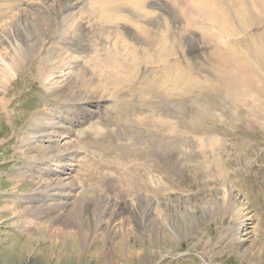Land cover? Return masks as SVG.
<instances>
[{"label": "rangeland", "instance_id": "1", "mask_svg": "<svg viewBox=\"0 0 264 264\" xmlns=\"http://www.w3.org/2000/svg\"><path fill=\"white\" fill-rule=\"evenodd\" d=\"M13 1L15 3V0ZM92 1L93 0H16V5L14 4L9 10L4 9V13H0V52L3 46L2 44H6L4 43L5 38L18 27L20 22H18L19 18L21 19V16L25 13H33L34 16L37 14V11H34L32 6L41 8L46 7L47 10L45 11L48 17H51L49 18L51 21L48 19L50 24V26H48L49 28L43 30V34H41L37 41V47L40 49H35L27 55L26 60L23 62L26 63L18 68L20 69L18 71V78L12 82H4L6 91L2 94L4 96L0 94V101L2 102L0 105V264H249L241 255L235 253L236 248L233 243V234L235 232V223L233 220L234 208L233 206H229H231L230 204H232L234 199L235 201L238 199V196L243 199L245 211L253 215L251 231L254 236V245L256 247H253L254 252H251L252 256H257L259 254L258 250L264 252V112L261 109V106H264V104L259 102V100H255L256 95L254 93L251 92L246 95L243 109H235L234 105L230 104V101L227 102L223 100V103L220 102L222 99L217 95L215 102H219V106L215 103H213L212 106V112L215 114V121L209 123L207 128L201 130L200 133H194L193 137L192 127H190L192 126L191 121H193V118L198 114L196 112L197 107L195 108L196 99L194 96L188 99V111L183 114L181 122L177 123L175 118V120L172 121V118L165 119L159 116V119L160 117L162 119L160 123H162L164 119L165 124L167 123L166 121H172L169 127L172 126L173 129L182 128V135L185 133L181 142L175 141L177 142L175 143L176 145L173 141H167L168 143L166 142L165 144L152 139L147 144L145 141L148 137L141 139L138 136V132L135 134H127L121 126L111 123L114 118L116 119L115 111H108L106 116L102 118L103 114L99 109H97L96 112L92 111L91 115H88L89 117L92 116L91 118L93 119L102 118L103 124L107 123L105 126L108 132L104 130L105 134H100L97 138V142L96 139L95 142L90 139L86 133H83L81 136L78 134L77 130L84 126L87 121L72 126L70 121L76 120V116L70 114L67 118L71 131V135L69 136L70 139L77 138L76 140H78H75V144L72 143L74 150L70 151V154H45L41 152V150L38 151V149L35 148H27L26 145L22 144V141L28 138V135H30L29 133L34 130L32 124L34 119L38 116L51 114L52 112H60L63 115V110L61 109L69 108V106H73L72 104L82 103L83 105V103L86 104L90 102V98H83V96L86 95L84 92H89V94L92 92L91 95L94 98L92 100H95V98L103 92L101 91L99 93L98 91L100 90L93 92L92 90H94V88L91 90L90 87L89 89L86 88V86L83 92H79V87H77L79 81L77 82L78 84L76 83L75 88H73L75 92L78 91L77 93L72 92L71 87H67L66 84L64 88L59 87L56 91L55 88H51V86L48 85L47 81L42 80L41 77L44 78L50 52H52L54 46L61 44L64 49L59 51L58 55L60 59L63 55V51H66L64 53L69 52L67 53L68 56L72 55L74 59L76 58V63L70 65L71 68L67 71L68 81L73 83L75 76H79L81 70H89L83 72L87 79L95 74V72H93L94 74H88L94 69L91 68L92 64L89 61H91V57L95 54V47L102 50L107 48L118 38V35L122 39L127 40V43L128 41L132 44L136 43L135 47L139 45V49L143 45L141 44L143 35L136 38V33L139 32V29L130 26V23L127 21H120L115 25V28H109L108 30H105L106 28L104 30H92L85 19L77 16L81 15L83 12L89 11L87 9H90L93 4H100L103 2L97 1L92 4ZM105 1L109 2V4L114 3L113 0ZM123 1L127 0H115L114 6L118 7L115 8V11H119L120 14H128L129 10H137L132 2H126L125 5ZM144 1H146L145 4L143 3L140 8H145L147 11L150 10V12L153 11L151 13V15L154 14L151 17L153 20L155 19V21H157L156 18L160 19L157 21L159 25L157 27L155 26V29L150 26V29L159 35L162 34V30H164L163 33H165L168 32L167 30L171 29L172 36L170 37V41H172L171 38H173L171 42L173 44L172 48L177 50V56L181 58L179 60V65L185 67L184 69L192 68V71H194L197 70V68H205L206 65L211 63L213 65V63L215 64L216 62L214 54L218 48V50H221L225 48L224 45L228 46L234 43V48L236 46L242 49L241 46L244 43L242 41L246 37H253L254 40H257L259 37L255 36L257 33L262 34L263 32L264 34V9L253 11L255 12L253 18L257 15L260 16H257L254 20L251 18L252 22L256 21L257 26L252 22V26H244L243 23L239 24L237 20L242 21V16H237L236 12L233 13V15H236L238 17H236L237 19L232 18L229 14H225L224 20L228 21V23H225L226 28L228 29L230 26L229 28H233V32L228 33V37L225 36L226 38L223 41L227 44L218 45V43H216L217 38L213 33H216V28L218 29L220 24L224 21L221 20L223 17V8H204L203 12L206 17L204 15H198L197 12L195 15L191 16L187 12L181 14V5H174L177 10H175L176 12L167 9L166 4L172 0H161V2L164 3L161 9L156 4L152 2L151 4L150 0ZM10 2L11 0H0V5L2 6V3L9 4ZM70 4L74 5L70 6ZM250 6L252 7L253 4L251 3ZM59 7L61 9L65 8L64 11L59 12ZM55 11H57V13ZM54 12L57 15H54ZM67 12H75L77 14L76 17L80 19H77L78 24L75 19L74 23L76 24H74L69 36L61 32L63 29L62 25L64 24L63 21H61V17ZM172 14L175 15L171 16ZM175 16L178 18L176 17L175 19ZM187 16L188 18L193 17V21L191 19L189 20L191 23H188ZM213 16L216 19V21H214L217 22L216 24H214V22L212 23V21H208ZM84 20L85 23L83 22ZM181 22H183V25ZM124 23L126 24L123 26ZM187 23L189 25L188 27ZM246 27L249 29V32L245 29ZM207 32L213 35H207ZM121 38L119 42L122 40ZM35 39L37 38H33L32 41ZM90 42H92L91 46L89 45ZM240 42H242V44ZM175 45L176 47H174ZM123 52L120 53L125 54V49ZM218 52L220 53V51ZM137 53L140 52L137 50ZM141 54H137V56L133 58L134 61H138V65H136L137 63L133 64V61L130 64L127 63V65L129 64L128 68L131 69L130 71L135 69L136 74L137 72L139 74L136 75L134 70V73L133 71L130 72L133 77L129 75L126 77L125 74V78H132V83L133 79L136 81H134L133 84H131V82L127 83V85L130 84L128 86L126 83H124L125 85L121 83L120 86L122 87L119 89L122 90L120 91L117 89L118 91L116 90L115 92V94L118 93L116 96H120L118 100L122 97L128 102L127 104L131 105H137L139 103L138 100L141 96L139 95L140 90L145 88L141 87L140 83L142 78H145V75L148 77L150 76L149 81H156L161 79V74H163L162 71L164 72V70L169 74L176 72V69L171 66L167 69L161 68L160 70L159 68L157 72L154 71V68L158 65L156 63L157 60L150 62L146 60V63L144 56L142 55V58ZM63 57H65V54ZM210 57L214 58L211 59ZM86 58L90 59L88 60L89 63L85 62V65V63L83 64L82 62L86 61ZM152 62L155 63L153 64ZM88 64H90L91 67ZM83 65L89 68H85ZM70 69H72V74L69 72ZM113 71H115V69ZM73 72H76L78 75H75V73L73 75ZM154 72H156L158 76L154 75ZM197 72H201V75L199 74L201 78L207 74L204 73L205 71L197 70ZM115 73H118L122 78L124 77V73H121L122 75L119 74V72ZM202 73L204 74L202 75ZM140 74H143L144 77ZM96 75L97 74L94 75L96 79L94 76V80L93 77L90 78V85L97 83L99 78L98 75ZM70 76L74 77L71 78ZM135 76H140L141 78L137 77V80ZM134 85H136V89H138L136 90L134 89L135 87H130L132 89L129 91L130 88L128 89V87ZM140 87L141 89H139ZM107 88L105 90H107L106 92L109 94L103 92L102 95L104 99H106V96L109 98L105 101L110 102L112 106L113 104L114 106L121 105L117 104L119 103L118 100L116 101L117 98H114L115 100L112 99L115 97L113 92L115 87L113 88L111 86L110 90L109 87ZM63 89H67L65 90L66 92ZM239 89L240 88L236 85L234 86V92L231 91L234 96H236ZM137 91L139 93H137ZM145 93L148 96L150 95V91H145ZM218 94L223 96L224 92L219 91ZM138 95L139 97H137ZM239 97L242 98L240 91ZM110 99L116 101V103ZM151 101L157 104L158 102L156 101L161 100L160 98L153 97ZM224 104L226 105L225 107ZM216 105L219 108L216 107ZM255 106H260L261 110L254 111L253 108ZM123 107L125 106L123 105ZM215 109H217V111ZM156 119H158V117H156ZM219 119H222V121ZM146 122L149 121L146 120ZM62 123L65 125V119ZM188 128L192 135L188 132ZM166 132V134L170 133L168 131ZM202 132L205 133L202 134ZM153 138L156 137L153 136ZM197 138L199 139L198 141ZM188 139H190V142ZM202 139L206 141V146ZM212 139L214 142L211 146H208L212 142ZM132 140L133 142H131ZM184 141L189 144L186 146ZM195 141H197L196 144ZM200 141H202V143ZM216 141L218 143H216ZM129 142L135 147L134 149L132 146V148L128 146L130 144ZM153 142H158V144L160 142L163 147H157ZM170 143H173V145ZM177 144H182V146L180 145L179 147ZM194 145L195 148H193ZM199 145L205 148L202 149ZM95 147H97V149ZM201 149L204 151H200ZM184 152H187V154L185 155ZM188 153L192 155L188 156ZM154 154L160 159L158 161L159 166L156 167L155 170V172L158 173H154V175L157 176V178L155 176V183L157 185L163 183L160 185V192L156 190L157 195L155 196L160 197V193L162 192L164 196L173 194L172 197L175 196L178 203L173 205L160 203L158 206H155V208L152 206V208H150L151 210L148 209L144 213L128 212L127 210H129V207H134L136 209V207L141 206L139 203H143L142 201L146 199V196L148 198V196L150 197L156 193L155 191L154 194L151 192L150 186L148 185L149 180L147 181L146 179L148 176H144L146 174L144 171L145 168L140 167V165L143 166L144 163H149L151 160H154ZM178 154H182L181 157L183 159L179 157L180 155ZM190 157L192 158L190 159ZM203 160L207 161L203 162ZM71 162H73V165L70 164ZM38 165H41V168L43 167L44 169L48 168V170L43 173ZM53 167H62L63 171L60 173H65L68 170L72 172L74 176L73 185L75 186H71L74 188V191L69 200L80 197L79 199L84 202V205L79 206L82 211L88 207L87 204L89 201L93 202L96 200L94 198H97L98 201H106L108 198L107 200L110 199L109 201L113 203L118 202V204H121V206L125 208V211H127L126 216L123 219L117 220V223H112L106 218L95 220V216L88 218L85 217V215L84 217L81 215L78 219L74 214H71L69 217H64L61 221L54 223L55 212L40 215V213L45 212L46 203H50L52 200H47L46 198L41 199V194L38 193L37 189L39 185H42V180L45 181L48 178L54 177L51 175ZM132 167L139 168V171L133 174L128 173L131 171L133 172V169H130ZM159 172L164 174L165 179L163 178V174ZM142 175L146 180L142 178ZM139 176H141V179ZM115 178L118 179L115 180ZM146 185L148 187H146L147 189L145 188ZM226 192L230 193L228 194L229 197L225 194ZM223 194H225L224 196L226 197H224ZM223 198H226L225 202L222 201ZM208 202L210 204H208ZM221 202L224 203L223 206ZM212 208H214V210ZM232 208L233 210H230ZM206 209L207 212L205 211L204 213L203 211ZM216 210L218 211L216 212ZM184 220L190 223H192V221L197 223L189 232L188 236L181 238V240L175 237L171 231L175 230ZM170 236L173 238L169 239ZM166 250L167 252L169 251L168 253L170 255L161 259L159 257V251L165 252ZM239 251H243V249ZM248 256H250V254Z\"/></svg>", "mask_w": 264, "mask_h": 264}, {"label": "bare ground", "instance_id": "2", "mask_svg": "<svg viewBox=\"0 0 264 264\" xmlns=\"http://www.w3.org/2000/svg\"><path fill=\"white\" fill-rule=\"evenodd\" d=\"M97 1L98 2L103 1V2H101L100 4H97L96 3ZM113 2L115 3V0H113ZM126 2L127 3L132 2L133 6H135V8L137 10H134V11L129 10L128 14H125V13L120 14L119 11H115L116 10L115 8L117 6L115 7L114 3H111V1H110L111 4H109V2H107L105 0H93L92 4L93 3H96V4H93L94 6L92 5L90 9L89 8L87 9L89 11H86L85 13L83 12V13H81V15H77L75 12H67L65 15L62 16L63 18L61 17V21H63V23H64L63 25L61 24L63 26V29L61 32L65 35L69 36V33L71 32L72 28L74 27V24H76L78 22L77 19H79V17H81L82 19H85L88 22L90 28H92V30L93 29L94 30H97V29L98 30H104L105 28H106L105 30H108L109 28H115V25L120 21H127L130 23L129 24L130 26H133L134 28L137 27L139 29L138 31L140 33L139 32L136 33L137 34L136 38L141 37V35H143L142 42H141V44H143L142 45L143 47L140 45L141 47L139 49L138 44H137L138 47H135L136 43L132 44V43H129V41L127 43L126 42L127 40L122 39L121 37H119V35H118V38L115 39V41L112 40L113 43H111V45L108 44L109 46L107 48L104 47L105 49L102 50V49L95 47L96 48L94 50L95 54L94 55L92 54L93 56L91 57V59L86 58L87 60L85 59L86 61L82 62L83 64L85 62L87 63L88 60L90 59L91 61H89V62H91L92 67L90 66V64H88V65L92 69L93 68L94 69H93V71L91 70L92 72H89L88 74L95 72V74L98 75L99 79L97 78L98 79L97 83L93 82L95 84L90 85L91 84L90 78H92L95 74L93 73L94 75L89 77L88 78L89 80L87 79V77H85V74H83V72L89 71V70H81L79 76H75L73 83H71V81H68L69 78H67V74H68L67 71L69 70V68H71L70 65H73L74 63H76V58L74 59L72 57V55L68 56L67 53H69V52L64 53L66 51H63L64 49L62 48L61 44H57L56 46L53 45L54 47L52 48V52H50V57L48 60L47 69L45 71L46 75L44 74V78L41 77V79L44 81H47L48 85L51 86V88H55L56 91H57V88H59V87L64 88L65 84L67 85V87L70 86L71 91L74 93H77L78 91L83 92V90L85 89V86H86V88L90 87L91 90L94 88V90H92L93 92L96 90H100V91H98L99 93L101 91L106 92L107 90H105V89L107 87H109V90H110V88L112 86L113 88L115 87L114 88L115 90L113 89V92L115 94L116 90L122 87V86H120L121 83H123V84L126 83V85H127V83H130L132 81V78L126 79L125 74H126V77H127V75L133 77L130 74V72L133 71V73H134L135 69L130 71L131 69L128 68L129 67L128 65L132 61H133V64H136L138 61L137 62L134 61L133 58L135 56H137V54H141V53H142L141 56L142 55L144 56L146 63H147L146 60H149V62L153 61V60H157L156 63L158 65H157V67L154 66L155 67L154 71L157 72L159 70V68L161 70V68L167 69V68H169V66H171L172 68L176 69V72L172 73V74H169L165 70H164V72L162 71L163 74H161L159 72L161 74V79L156 80L155 78H152V79H155L156 81H154V80L149 81L150 76L148 77L145 75V78L144 79L142 78V81L140 83L141 87H145V88L140 90V93L137 91V93H139V95H141L139 100L136 98L139 101V103L137 105L127 104L128 102L126 100H124L122 97L118 100V98L120 96H116L118 94L117 93V94H115V97L112 96L113 98L112 97L111 98L112 99L117 98L116 101L117 100L119 101V103H117V104H121V105H119V106L115 105L114 106V104L112 103L114 106L113 107L112 105H110V102L105 101L109 98H107V96H106V99H104L102 96L103 92H101V94H99L98 96L96 94L97 97L95 98V100H92V99H94L91 95L92 92H91V94H89V92H84L86 95L83 96V98H90L89 103H86V104L83 103V105H82V103L81 104H72L73 106H69V108L61 109V110H63V115L60 112H56V113L52 112L51 114H44V115H41V116H38L37 118H35L34 122L32 124V127L34 130L31 133H29L30 135H28L29 136L28 138H26L22 141V144L26 145L27 148H35V149H38V151L41 150V152H44L45 154H61V155L70 154V151L74 150L72 143L75 144V140L77 139V138L76 139H74V138L70 139V136H69V135H71V131L69 129V122L67 121L68 120L67 118L70 114L76 116L75 117L76 120L70 121L72 126L79 125V124L85 123L87 121L84 126L80 127L79 130H77V132L80 136L83 135V133H86L90 139L94 140V142H95V139L97 142V138L99 137L100 134L101 135L105 134L104 133L106 131L105 125H107V123L103 124L102 118H104L106 116L108 111H111V112L115 111L116 119L114 118V120H112V121L110 120L111 123L116 124L118 126H121L127 134H135L136 132H138V136L141 139L148 137V138H146L147 142L145 141V143H147V144L149 143V141L151 139L155 140V141L156 140L160 141V142L165 143V144L167 141L168 142L173 141L175 144V143H177L175 141L181 142L183 140L182 138L184 137L183 135L185 133L182 135V132H183L182 128L173 129V127L172 126L169 127V125H171V122L174 121L175 119H176L177 123L181 122L183 114L186 111H188L187 110L188 105H189L188 99L192 96H194L196 99L195 108L197 107L196 112L198 113L197 116H195L193 118L194 120L191 121L192 126H190V127H192L191 130L193 132L192 133L193 135L190 133L191 131L188 128L189 129L188 132L190 133V135H192V137L194 136V133L195 134L200 133L201 130H204L205 128H207V125L209 123H212L213 121H215L214 120L215 114H213V112H212V110H213L212 106H213V103H215L219 106V104H218L219 102H217V103L215 102L217 95H219L220 98L222 99V101H220V102L223 103V100H225L227 102L230 101L231 102L230 104H233L235 109L236 108L237 109H239V108L243 109V106H245V101H246L245 97L248 93H251V92L256 95L255 100H259V102L264 104V34H263V32H262L263 35L258 34V33H257V35H255V36H259L257 40H254L253 37L252 38L246 37L244 40L242 39L243 41L242 40L241 41L244 42L243 45L241 46L242 49H240L236 46L234 48L233 47L234 43H233V45L226 46V45H224V43H226V42L223 41L226 37H228L227 36L228 33L233 32V28H229L230 26L228 27V29L226 28L225 23H228V21L224 20L225 14H229L234 19H237L238 18L237 16H239V17L242 16V21L237 20V22L239 24L243 23L244 26H252L251 25L252 19L254 20L257 16H259V15H257L256 17L253 18L254 13H255L253 11L264 9V0H172L171 2H168L166 4L167 9H169L173 12L177 11L176 7L174 5H181L180 6L181 7L180 8L181 14L183 12H187L191 16L195 15L196 12L198 15H204V12H203L204 8L205 9H207V8L214 9L216 7L217 8H223V10H222L223 11V17L221 20H224V21L220 24L218 29L216 28V30H217L216 33H213V34L217 38L216 43H218V45H220V44L224 45L225 48L221 49V50H218L219 48L217 49L216 53L214 54L215 58H216L215 64L213 63V65H212V63H211L209 65H206L205 68H199V69L197 68V70L205 71L204 73H207L206 76H202L203 79L201 77H199V74L201 72H197V70H194L196 72L195 73L194 71H192V68H189V69L187 68L188 69L187 70V69H184L185 67H182L179 65V60L181 58L177 56L178 55L177 50H174L172 48L173 44L171 42L173 41V38H171L172 41H170V37L172 36L171 35L172 33L170 31L171 29L167 30L168 32H165V33H163L164 30H162L163 32H161L162 34H160V35L154 33V31H152V29H150V26L154 27V29H155V26L157 27L159 25V23L157 21L160 19L156 18L157 21H155V19L153 20L151 18L154 15V14L151 15V13L153 11L150 12V10L147 11L145 8L144 9L140 8L141 5L143 3L145 4L146 1H144V0L123 1L124 4ZM151 2L156 4L160 9L164 5V3L161 2V0H150V3ZM169 3H171V4H169ZM251 3L253 4L252 7L250 6ZM14 4L16 5V0H15V3L13 0H11V2L9 4L2 3V6L0 5V13H4L3 12L4 9L9 10L11 7L14 6ZM74 4H70V6H73ZM32 9H34V11L36 10L37 14L34 16L32 13L33 11L31 12L32 14H28V13L23 14L21 16V19L19 18V20H18V22L20 21L18 27L16 29H14V32L10 33V35L9 36L7 35L8 37L5 38L4 43H6V44H2L3 46L1 45L2 46V50L0 52V94H1V96H4L2 94H4L6 91V89L4 88V82H6V81L12 82L13 80L15 81L16 78H18V73H19L18 71L20 70L18 68L21 67V65L23 66L26 63V62L25 63H23V62L26 60V57L30 52L39 48V47H37L38 46L37 41L39 40L41 34H43V30L45 28L46 29L49 28L48 26H50L48 19L51 17H48V15L45 11V10H47L46 7L41 8L38 6H32ZM64 9L65 8L61 9L59 7L58 11L59 12L64 11ZM55 12L57 13V11H55ZM55 12H54V15H57V14H55ZM235 12H236L237 16L233 15V13H235ZM175 14H172L171 16H174ZM76 15L79 17H76ZM51 16H52V14H51ZM188 16H187V21H188V23H191L189 20L191 19L193 21V17L188 18ZM204 16L206 17V15H204ZM176 17L177 16H175V19H176ZM261 18H263V17H261ZM75 19L77 20L76 23H74ZM49 20L51 21V19H49ZM85 20L83 21L84 23H85ZM208 21H212V23H213L214 21H216V19L213 16ZM254 22H252V23L256 24V21H254ZM261 22H263V21H261ZM182 23L183 22H181V24ZM188 23H187V27L189 26ZM216 23L217 22H214V24H216ZM257 23H259V22H257ZM125 24L126 23H124L123 26ZM260 24H263V23H260ZM2 25H4V24H2ZM256 26H257V24H256ZM245 29H247L249 32V29L247 27ZM58 32H60V31H58ZM236 32H238V31H236ZM209 34H211V36L213 35L212 33L207 32V35H209ZM236 35H237V33H236ZM247 36H248V34H247ZM229 37H231V36H229ZM33 38H37V39L32 41ZM120 38L122 40L119 42ZM211 39H213V38H211ZM227 39H229V38H227ZM251 39H252V41H251ZM92 41H93V39H92ZM58 42H60V41H58ZM71 42H73V41H71ZM242 42H240V43L242 44ZM91 43L92 42H90V44H89L90 46H91ZM84 44H86V43H84ZM174 47H176V45ZM61 49H63L62 50L63 53H62V51H61V53L63 55L65 54V57H63V55H62V57L60 59V56L58 54H59V51ZM67 49H69V48H67ZM67 49H65V50H67ZM124 49L126 51L125 54H123ZM137 50L140 53H137ZM218 51H220V53ZM120 52H123V53L121 54ZM143 56H142V58H143ZM45 57H47V56H45ZM168 57L169 58L171 57V58L169 59ZM41 58H43V57H41ZM213 58H211V59H213ZM37 60H38V58H37ZM214 61H215V59H214ZM139 62H140V60H139ZM86 63H85V65H86ZM127 63H129V64L127 65ZM42 64H40V65H42ZM136 65H138V63ZM184 65H185V63H184ZM74 67H76V66H74ZM83 67L89 68V67H86L84 65H83ZM149 68H150V66H149ZM114 69H115V71H113ZM71 71H72V69H70L69 72H71ZM115 72H119V74L124 73L123 74L124 77L122 78L120 75H118V73H115ZM156 72H154L155 73L154 75H156ZM74 73H75V75H78V74H76V72H73V75H74ZM78 73H79V71H78ZM192 73L195 76L197 74L198 75L195 77ZM204 73H202V75ZM70 74H72V72ZM135 74H136V70H135ZM137 74H139V73L137 72ZM141 76L144 77L143 74ZM156 76H158V74ZM72 77H74V76H72ZM94 77H93V80H94ZM135 77L137 78L140 76H135ZM95 79H96V77H95ZM137 80H138V78H137ZM78 81H79V84L77 83ZM134 81H136V80L133 79V83H134ZM76 83L78 84L77 87H79V88H78V91L75 92L73 90V88H75ZM133 83L131 82V84H133ZM215 84H217V85H215ZM128 85H130V84H128ZM235 85L241 89V90L239 89V91L241 92L242 98L239 97V91L237 92L236 96L233 95V92H234L233 88ZM123 87H126V86H123ZM130 87H132V88L135 87L134 89H136V85L129 86L128 89ZM141 87L139 89H141ZM51 88H50V90H51ZM132 88H130L129 91ZM128 89H127V91H128ZM63 90L65 91L67 89H63ZM145 91H150V95L148 96L145 93ZM219 91L224 92L223 96L218 94ZM231 91H233V92H231ZM106 94H109V93L106 92ZM110 94H112V93H110ZM139 95L137 97H139ZM124 96H127V95H124ZM153 97L154 98H160V100L162 102L156 101L158 103L157 104L154 103L153 101H151V99ZM80 100H82V99H80ZM114 100H111V101H114ZM127 100H128V98H127ZM116 101H114V102L116 103ZM129 101H131V100H129ZM227 102H226V104H227ZM1 104H2V102L0 101V105ZM123 105L125 107H123ZM217 105H216V107H218ZM167 106H168V108H167ZM222 106H223V104H222ZM225 106L226 105L224 104V107ZM97 109H99V111L103 114L102 118L93 119V118H91L92 116L91 117L88 116V115H91L92 111L96 112ZM261 109L264 112V106H261ZM261 109H260V106H255L253 108L254 111H259ZM215 110L217 111V109H215ZM159 116H161L162 118H165V119L172 118L173 120L171 122L166 121L169 124H167V123L165 124V122H164L165 119L163 120L164 123L163 122L160 123V120H162V119H161V117L159 119ZM217 116H218V114H217ZM156 117H158V119H156ZM64 119H65V125L62 123ZM216 119H218V118H216ZM146 120H148L149 122H146ZM113 121H114V123H113ZM220 121H222V119ZM189 124H190V122H189ZM215 124H216V122H215ZM211 125H213V124H211ZM161 127H163V128H161ZM110 129H111V127H110ZM139 130L142 132H140ZM166 131H168L170 133L166 134L167 133ZM106 132H108V131H106ZM204 133L202 132V134H204ZM153 136L156 138H153ZM66 137H68V138H66ZM198 138H197V141L199 140ZM188 140L190 142V139H188ZM193 140H194V138H193ZM202 140H204V139H202ZM76 141H78V140H76ZM185 141H186V139H185ZM197 141H195V144ZM27 142H28V144H27ZM131 142H133V140ZM160 142H159V144H158V142L157 143L153 142V144H156L157 147H163L162 143H160ZM184 142H182V143H184ZM200 142L202 143V141H200ZM200 142H198V143H200ZM205 142L206 141L204 140V145L206 146ZM213 142H214V140L212 139V142L208 146H211V144ZM216 143H218V142L216 141ZM121 144H122V142H121ZM170 144L173 145V143H170ZM187 144H189V143H186L185 145L187 146ZM180 145L182 146V144H180ZM180 145H178V146L180 147ZM122 146H124V145H122ZM128 146L131 147L132 146L131 143ZM130 147H127V148H130ZM196 147H197V145H196ZM199 147H200V145H199ZM95 148L97 149V147H95ZM134 148L135 147H133V149ZM193 148H195V145ZM200 148H202V147H200ZM203 148H205V147H203ZM123 149H124V147H123ZM175 149H174V151H175ZM202 149L200 151H204ZM208 149H209V147H208ZM180 151H183V150H180ZM188 151H189V148H188ZM209 152H211V151H209ZM182 154H183V152H182ZM186 154H187V152L185 153V155ZM178 155H180V154H178ZM181 155L179 157H181ZM189 155H192V154L188 153V156ZM154 157H155L154 160H151L149 163H144V165L143 166L140 165V167L145 168L144 171L146 172V174L144 176H146V175L148 176V178L146 177V179H147V181L149 180L148 185L150 186V190H151V192H153V194H154V191L156 193L150 197L148 196V198L146 196V199L144 201H142L143 203H139V205H141V206L136 207V209L134 207H133L134 209L131 207H129V208L127 207L129 209V210H127L128 212L144 213L148 209L152 208V206H154V208H155V206H158L160 203H166V204H171V205L178 203V201H176V197L175 196L172 197L173 194H168V195L164 196V195H162L163 194V192H162V193H160V197L155 196V195H157L156 190H158V192H160L159 191V189H161L160 185H162L163 183L162 184L159 183L160 185H157L155 183V179L157 178V176L154 175V173H156L155 170H156V167L159 166L158 161L160 159H158L156 154H154ZM185 157H187V156H185ZM191 158L192 157H190V159ZM211 158H212V155H211ZM203 159H204V157H203ZM177 161H179V160H177ZM206 161L203 160V162H206ZM208 161H209V159H208ZM70 164L73 165V162H71ZM194 165H195V163H194ZM59 166H61V165H59ZM209 166H210V164H209ZM38 167L42 170L43 173L48 170V168H46V169H44L43 167L41 168V165H38ZM178 167H179V165H178ZM130 169H133V172L132 171L128 172L131 174L139 171V168H136V167H132ZM195 170H197V169H195ZM62 171H63L62 167H60V168H54L53 167V169L51 171V175L54 177L48 178L45 181L42 180V185L38 186L39 188L37 189V191L39 194H41V199L46 198L47 200H52L50 203H46L45 212L40 213V215H46L50 212H52V213L55 212L56 215H54V223L61 221L64 217L65 218L69 217L71 214H74L76 216V218H78V219H79V216H81V215L83 217L85 215V217H88V218L95 216L96 217L95 220L101 219V218H106L107 220H109V222H112V223H114V222L117 223L116 222L117 220L123 219L126 216L127 211H125V208L122 207L121 204H118V202L113 203V202L109 201L110 199L107 200L108 198L106 199V201H103V200L98 201L97 198H94L97 201L96 200H94L93 202L89 201V203L87 204L88 207L82 211L81 207H79V206L84 205V202L81 199H79L80 197L77 199H74V200H69L70 196L72 195V193L74 191V188L71 187L74 184V180H73L74 176L72 175V172L70 170L66 171L65 173H60ZM141 171H142V169H141ZM175 173H177V172H175ZM209 173H207V174H209ZM155 176H156V178H155ZM159 176H158V178H159ZM163 176H164V174H163ZM139 177L141 179V176H139ZM111 178H112V176H111ZM142 178H143V175H142ZM163 178L165 179V176ZM116 179H118V178H115V180ZM143 179H145V177ZM135 180H138V179H135ZM160 182H161V180H160ZM73 186H75V185H73ZM146 187H147V185L145 186V188ZM226 188H225V190H226ZM164 192H165V190H164ZM220 193H221V191H220ZM220 193H219V195H221ZM225 194L228 195L230 193L226 192ZM225 194H223V196ZM231 194H233V193H231ZM214 195H216V194H214ZM162 196H164V197H162ZM212 196H213V194H212ZM106 197H108V196H106ZM221 197H222V195H221ZM224 197H226V196H224ZM228 197H229V195H228ZM101 199H103V198H101ZM225 199L226 198H223L222 201L225 202ZM85 203H86V201H85ZM218 203H219V201H218ZM221 203H223V202H221ZM203 204H205V203H203ZM208 204H210V203L208 202ZM221 205L223 206L224 203ZM230 205L231 206H229V207L233 206V208H234L233 220L235 223V232L233 234V243L235 244V248H236L235 253L237 255H241L242 258H244L246 260V262L249 264H264V252L263 251L258 250L259 254L257 256H252V253H251V252H254L253 247H256L254 245V238H253L254 236H253L252 231H251L253 215L245 211V203L240 196H238V199H236V201L234 199V201H232V204H230ZM220 208H221V206H220ZM233 208L230 210H233ZM212 209L214 210V208H212ZM205 211L207 212V209L204 210L203 212L205 213ZM217 211L218 210H216V212ZM183 219H184V215H183ZM79 221H81V220H79ZM189 223L190 222H188V221L186 222L184 220L182 224H179V226L177 225L178 227L176 226L177 228L175 227L176 228L175 230L171 229L172 230L171 232H173V235H175V237H178L179 239L186 237V236H188L189 232L195 227L197 222L192 221V223H190V224ZM164 228H165V226H164ZM172 238L170 236L169 239H172ZM242 249H243V251H239ZM168 252H167V250L165 252L159 251V257L161 259L168 257L170 255ZM249 254H250V256H248Z\"/></svg>", "mask_w": 264, "mask_h": 264}]
</instances>
